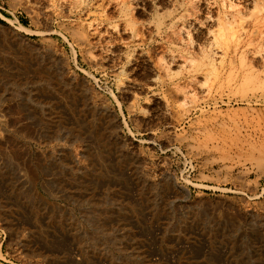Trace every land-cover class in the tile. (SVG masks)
<instances>
[{
	"label": "rangeland",
	"instance_id": "374dc122",
	"mask_svg": "<svg viewBox=\"0 0 264 264\" xmlns=\"http://www.w3.org/2000/svg\"><path fill=\"white\" fill-rule=\"evenodd\" d=\"M0 13L34 32L4 34L0 17V40L32 55L27 71L10 62L23 84L0 88V264H264V0H0ZM41 64L112 123L105 152L84 129L42 126L83 121L26 86ZM165 180L141 207L138 184Z\"/></svg>",
	"mask_w": 264,
	"mask_h": 264
},
{
	"label": "bare ground",
	"instance_id": "6f19581e",
	"mask_svg": "<svg viewBox=\"0 0 264 264\" xmlns=\"http://www.w3.org/2000/svg\"><path fill=\"white\" fill-rule=\"evenodd\" d=\"M0 17L3 20H5V22L8 24V29L11 30L10 32H6L4 34H8V33L11 34V32L12 33L13 32H18V33L27 34V35L34 34V32L31 29L23 26L20 23L16 24L13 20L6 18L1 13H0ZM229 29L232 30L231 33H232L233 38H236L237 40H242V37L244 35H241V34H243V33L240 34L239 30H236V27L233 26V23H229ZM222 31H224V33H225V29H222ZM241 31H243V30H241ZM219 32L220 33H217V34H221V31H219ZM224 33L222 32V35H221L222 37H220V39L224 38L223 37ZM22 39L24 40L23 37H22ZM9 42H12V41L11 40H7L5 38L0 40V70L2 71V74H0V88L8 85V83L10 81H11L10 83L12 85L21 86V84H23V83H20L19 78L17 76V75H19V72H17V73L16 72H11L10 75L7 74L10 71V69H9L10 62L14 61V62L18 63V66L15 65L14 68H22L25 71H27L30 68V66L28 65L27 59L29 58L28 56H32V55L29 54V53H25V54H22L20 56H17L16 52L12 50ZM18 47L21 48V45H19ZM18 50H21V49H18ZM15 59H16V61H15ZM214 66L215 67L217 66L216 63H215ZM35 74L37 75L36 76V81H29V80H31V78L28 76L26 78V86L36 85L37 86L36 88H39V90H40L39 93L37 92L38 94L46 93L48 95H53L55 97L56 96L59 97V98H57V100L55 99L53 102L48 103L51 106L50 107V111L54 110L55 104H57V102L63 103L65 105V107H67V110L70 111L71 113L75 114L79 110L77 112L78 113V117L81 118V120L83 121L82 125L80 123L78 126H75V127H72V128H67L66 127V123L63 121L64 119L62 117H58V122H56L54 124L52 122L51 123H43L44 125H42V126L48 127L50 129L52 128V126H54V127L56 126L57 128H65V129L70 131L69 133H72V135L74 134V136L82 134L84 132L83 131V129H84L85 131H87L90 134H92V136L95 138V140L99 144V149H102V151L105 152V150L107 149V147H106L107 144H106L105 141H106V139L108 137H110V132L112 130V123L111 122H107V125H105V124L103 125L102 124L103 122L101 121V119L99 117L96 120H95V118L88 119L87 115H86L88 113V109H86V105L83 102V99H84V97L82 98L83 95L80 98V100H81L80 105L82 106V108L81 109L79 108L77 110V108L75 107V105H76L75 103L78 101V97H80L78 92L75 91L73 86H72V88H68V85L65 84V82L61 83L57 72L49 71V68L46 66V64L45 65H42V64L39 65L38 68L35 69ZM6 79H10V81L9 82H7V81L4 82V80H6ZM67 83H69V82H67ZM32 97H33V93H32ZM32 100H33V102H37L36 99H32ZM103 115H101L102 118H103ZM46 117L51 118V115H47ZM50 121H52V119ZM67 149L69 150V148L64 146V145L60 146V150L62 152H66ZM102 157L103 158H101V161L103 162L105 157L104 156H102ZM72 160H73L72 161V167L70 169L73 171V173L85 172V171H83L84 169H82V168H80L78 166V163L75 160V158L72 157ZM75 161H76V163H75ZM102 162H101V167L103 169H107L106 165L104 163H102ZM116 165H117V167L119 169L118 171L120 172V174H116L114 176V179L117 180L118 182L126 183L127 179L124 178V176L122 175V170L125 167V160H123L119 156L117 158ZM105 172L107 174L109 173L108 170H106ZM83 175H85V173H83ZM172 178H173V176L171 174L168 173L166 175V180L169 181V180H172ZM96 180L98 181L100 179L96 178ZM166 180L158 188L154 187L153 185L152 186H144V187H142L141 185L138 184V186H140L139 187V189H140V191H139V196H140L139 197V204L141 205V207L146 205L149 202V200H150V198H152L153 194L156 195V193H157V194H160L161 196H163V198L166 197V195L169 193V191H171V186L168 183V181H166ZM10 192H11L10 196L12 198L13 197L17 198V194L14 191V189L13 190L11 189ZM131 212H132L131 214H133L134 217L138 218V215H139V211L138 210L136 211V210L132 209ZM157 213H160V211H158ZM127 215H128V213H126L122 209V211L119 214V217L114 218V220L117 222V225L119 227L125 226L124 221L126 220ZM156 215L157 214H155L153 216V219H154V217ZM107 219H108V217H107ZM108 220H109V223L107 225H105V224H102V226L100 225V228H101V230L103 232L108 231L109 225L112 224V222L114 221L113 219H108ZM181 223L182 224H180L181 225L180 229H182V230H180V231H182V233H184L186 231V229H188V228H186L188 226V223L187 222H181ZM207 229H208V232H209L208 234H214V232H213L214 229H215L214 226L207 227ZM211 246H213V245H211ZM29 247H30V245H29ZM31 250H33V252L35 253L39 249L38 248H34V249H31ZM39 256H43V257H38L36 259L38 262L39 261H43L44 258L48 259L47 257L44 256V254H39ZM85 264H94V263L91 261V259L86 257L85 258Z\"/></svg>",
	"mask_w": 264,
	"mask_h": 264
}]
</instances>
